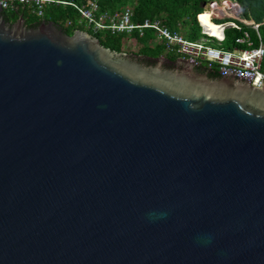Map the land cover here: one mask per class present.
Returning a JSON list of instances; mask_svg holds the SVG:
<instances>
[{
	"label": "water",
	"instance_id": "obj_1",
	"mask_svg": "<svg viewBox=\"0 0 264 264\" xmlns=\"http://www.w3.org/2000/svg\"><path fill=\"white\" fill-rule=\"evenodd\" d=\"M2 12L0 264H264V87Z\"/></svg>",
	"mask_w": 264,
	"mask_h": 264
},
{
	"label": "built area",
	"instance_id": "obj_2",
	"mask_svg": "<svg viewBox=\"0 0 264 264\" xmlns=\"http://www.w3.org/2000/svg\"><path fill=\"white\" fill-rule=\"evenodd\" d=\"M20 6H27L38 19H43L51 6H68L76 19L67 18L62 26L73 25L72 29L76 30L82 26L92 36L100 33L131 35L135 31L141 35L150 30L153 38L148 44L162 46L160 58L166 62L187 64L194 70L209 71L218 77L246 82L255 88L264 87V16L259 20L248 19L236 1L211 0L205 3L204 12L209 14L211 26H203L197 17L200 34L204 36L200 41L186 39L178 29L180 24L176 29L170 28L157 17L138 23L130 6L108 12L100 7L97 0L84 4L60 0H0L3 11L16 10ZM212 20L219 21V24L211 23ZM228 31L237 32L230 42ZM210 41L217 47L208 46L206 43Z\"/></svg>",
	"mask_w": 264,
	"mask_h": 264
},
{
	"label": "trees",
	"instance_id": "obj_3",
	"mask_svg": "<svg viewBox=\"0 0 264 264\" xmlns=\"http://www.w3.org/2000/svg\"><path fill=\"white\" fill-rule=\"evenodd\" d=\"M65 2H73L76 4H84L92 0H60ZM100 7L104 11L113 12L124 6H130L134 12V20L138 23L142 22L146 18H160L170 28H177L186 32L190 40L197 39L195 34L187 33L191 30V27L187 28L188 18L192 25L197 27V17L204 18L209 25V14L204 12V6L206 2L211 0H97ZM238 2L239 6L243 11L245 17H253L255 20H259L264 16V0H232ZM213 9L216 6H212ZM212 9V10H213ZM1 16L5 21L12 24L19 17L25 20V26L28 28H34L38 26L41 21H50L54 23L58 28L62 29L68 35L76 29H66L62 26V23L67 18H74V12L67 6H51L49 7L44 15L43 19H38L33 16L27 6H20L16 10L3 11ZM98 38L100 44L115 53H125L124 42L126 39L131 38L134 41L133 50L130 51L132 56H138L142 61L146 62L147 65H153L156 60L162 55V46H150L149 41L153 38L152 31L145 30L143 34L139 35L137 31L131 35L118 34L111 35L109 33H100L93 35ZM237 36L236 31H228L227 38L230 42L233 37ZM130 54V55H131ZM168 64L172 65L171 61H167ZM200 73H205L211 79H216L218 76L209 71H203L197 69Z\"/></svg>",
	"mask_w": 264,
	"mask_h": 264
},
{
	"label": "rangeland",
	"instance_id": "obj_4",
	"mask_svg": "<svg viewBox=\"0 0 264 264\" xmlns=\"http://www.w3.org/2000/svg\"><path fill=\"white\" fill-rule=\"evenodd\" d=\"M73 19H76V18H73ZM248 19H254L253 17H248ZM186 22H187V25H186V27L187 28H189V27H191V30L190 31H188L187 33H191V34H195L196 35V38H197V40H201L204 36H202L201 34H200V30L197 28V27H195V26H193L192 25V23H191V21L188 19V18H186ZM255 20V19H254ZM213 22H211V23H213V24H219V21H216V20H212ZM63 25V24H62ZM65 25H66V23H65ZM72 27H75V26H73V25H70L69 27H67L68 29H72ZM66 28V29H67ZM79 30H82V31H87L88 33H90V31L89 30H87V29H85L84 27H80V29ZM181 32H183V30H181ZM186 36H187V34H186V32H183ZM184 35V36H185ZM185 36V38L186 39H189L188 37H186ZM195 40V39H194ZM135 42H136V39L134 40ZM125 44H127V46H124V49H125V53H126V55H128L130 58L132 57V54L130 53V51H132L133 50V47H134V43L133 42H128V39L127 40H125V42H124ZM208 46H211V47H217V45L216 44H214V42H212V41H210V42H208V43H206ZM131 54V55H130ZM144 62V61H143ZM163 67H165V65H163Z\"/></svg>",
	"mask_w": 264,
	"mask_h": 264
},
{
	"label": "flooded vegetation",
	"instance_id": "obj_5",
	"mask_svg": "<svg viewBox=\"0 0 264 264\" xmlns=\"http://www.w3.org/2000/svg\"><path fill=\"white\" fill-rule=\"evenodd\" d=\"M145 64H147L146 62H144ZM154 65V64H153ZM165 67H167V68H171V69H176L177 68V66L176 65H170V64H168L167 62H166V64H165ZM204 71V70H203ZM202 74H205V73H202Z\"/></svg>",
	"mask_w": 264,
	"mask_h": 264
},
{
	"label": "bare ground",
	"instance_id": "obj_6",
	"mask_svg": "<svg viewBox=\"0 0 264 264\" xmlns=\"http://www.w3.org/2000/svg\"><path fill=\"white\" fill-rule=\"evenodd\" d=\"M200 23L203 25V26H211V24L208 25V23L206 22V20L204 18H200Z\"/></svg>",
	"mask_w": 264,
	"mask_h": 264
},
{
	"label": "crops",
	"instance_id": "obj_7",
	"mask_svg": "<svg viewBox=\"0 0 264 264\" xmlns=\"http://www.w3.org/2000/svg\"><path fill=\"white\" fill-rule=\"evenodd\" d=\"M127 40V39H126ZM134 42L131 38L128 39V42ZM125 46H127V44L124 43Z\"/></svg>",
	"mask_w": 264,
	"mask_h": 264
},
{
	"label": "clouds",
	"instance_id": "obj_8",
	"mask_svg": "<svg viewBox=\"0 0 264 264\" xmlns=\"http://www.w3.org/2000/svg\"><path fill=\"white\" fill-rule=\"evenodd\" d=\"M238 4V2H236Z\"/></svg>",
	"mask_w": 264,
	"mask_h": 264
}]
</instances>
